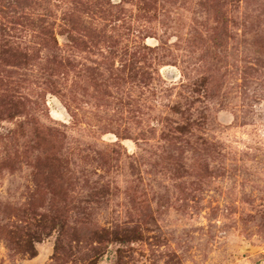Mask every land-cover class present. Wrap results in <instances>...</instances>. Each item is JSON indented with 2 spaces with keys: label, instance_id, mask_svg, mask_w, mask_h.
<instances>
[{
  "label": "rangeland",
  "instance_id": "obj_1",
  "mask_svg": "<svg viewBox=\"0 0 264 264\" xmlns=\"http://www.w3.org/2000/svg\"><path fill=\"white\" fill-rule=\"evenodd\" d=\"M0 264H264V0H0Z\"/></svg>",
  "mask_w": 264,
  "mask_h": 264
}]
</instances>
